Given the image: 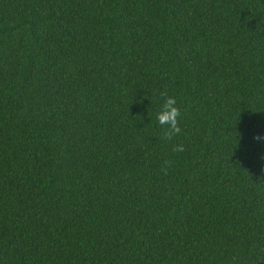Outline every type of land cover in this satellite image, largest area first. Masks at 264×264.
I'll use <instances>...</instances> for the list:
<instances>
[{"label": "trees", "instance_id": "obj_1", "mask_svg": "<svg viewBox=\"0 0 264 264\" xmlns=\"http://www.w3.org/2000/svg\"><path fill=\"white\" fill-rule=\"evenodd\" d=\"M0 264H264V0H0Z\"/></svg>", "mask_w": 264, "mask_h": 264}, {"label": "clouds", "instance_id": "obj_2", "mask_svg": "<svg viewBox=\"0 0 264 264\" xmlns=\"http://www.w3.org/2000/svg\"><path fill=\"white\" fill-rule=\"evenodd\" d=\"M176 101L174 97L167 96L160 110L156 113V121L159 125H167L172 133H176L179 131L177 127V117L179 115V110L175 106Z\"/></svg>", "mask_w": 264, "mask_h": 264}]
</instances>
